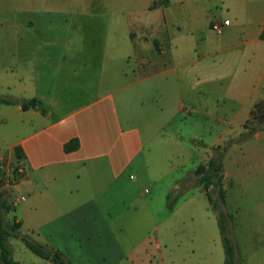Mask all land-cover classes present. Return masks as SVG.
Here are the masks:
<instances>
[{
	"label": "crops",
	"instance_id": "crops-1",
	"mask_svg": "<svg viewBox=\"0 0 264 264\" xmlns=\"http://www.w3.org/2000/svg\"><path fill=\"white\" fill-rule=\"evenodd\" d=\"M154 1L0 0V95L17 100L0 103V159L13 160L12 173L24 167L12 186L24 184L28 207L39 216L28 229L72 264L149 261L153 243L145 237L130 241L128 225L122 217L114 220L107 200L117 193L114 182L121 195L133 191L129 180L136 178L135 160L144 155V135L150 133L149 117L132 121L130 106L139 104L141 111L157 100L170 104L173 117L187 112L218 123L226 99L249 103L246 118L264 101V0H166L151 6ZM214 19L222 20L220 32L211 27ZM31 97L45 111L23 108L21 101ZM218 125L210 140L201 141L206 155L199 163L207 164L225 134L224 124ZM71 140L76 146L66 149ZM237 181L223 162L222 175L211 183L218 191L224 187L227 209V191ZM196 183L202 187L199 176ZM20 199L27 197L17 196L15 206ZM210 207L194 192L169 207L171 215L180 214L181 227L199 231L186 241L188 250L173 251L169 264H224V247L222 262L219 252L217 259L206 253L201 237L218 225ZM14 259L56 264L39 255Z\"/></svg>",
	"mask_w": 264,
	"mask_h": 264
},
{
	"label": "rangeland",
	"instance_id": "rangeland-1",
	"mask_svg": "<svg viewBox=\"0 0 264 264\" xmlns=\"http://www.w3.org/2000/svg\"><path fill=\"white\" fill-rule=\"evenodd\" d=\"M138 105L130 106L128 114L133 116L132 121L135 122H144V116L147 115L150 133L144 135V155L135 160L138 173L133 174L136 178L129 180L134 184L133 191L121 195L119 188L117 189L120 183L114 182L112 191L116 190L117 193L108 194L107 200L112 203L110 209L113 210L114 220L122 217L123 223L128 225L130 241L133 237L134 241L145 237L147 242L153 243L149 244L150 255L146 264H169L167 261L173 251L179 249L184 252L186 248L188 250L189 247H185L186 241H190L191 237L192 240L198 238L199 231L191 232L184 227L185 225L180 226L179 213L170 214L167 195L174 198L176 195L180 197L186 192H194L203 202H208L202 187L196 183L198 175L192 174L191 170L206 155L201 141L210 140L213 127H217L218 124L220 126L221 123L224 124L225 134L219 137V144L215 146L213 156L220 154L222 163L225 162V166L238 181L227 191L229 210L218 198L217 184L211 185V194L220 209L231 213V217L225 219L226 233L236 246L239 263L264 264V122L258 124L261 128H257L249 136L245 135L248 131L244 123L247 120L246 109L249 103L242 105L226 99L223 122L219 120L218 123L216 120L187 112H184L181 118L173 117L171 111H168L170 104L158 103L157 100L147 101L144 104L145 109L141 111ZM119 109L121 111L120 106ZM14 164L12 159L3 157L0 192L7 197L11 208L9 210L3 208L2 217L8 222L7 241L12 257L27 258L37 255L21 237L11 234V226L14 225L15 230L30 240L41 242L37 234L26 225L28 222L39 223L37 220L39 216L35 218L28 207L30 200L24 184L12 186L18 180L17 174L12 173ZM21 194L27 199H20L15 206L16 197H20ZM118 209L125 212L117 215ZM209 212L213 216L215 210L210 207ZM16 216L22 220L21 226ZM213 226L214 231L209 226L203 230L201 237L207 242L206 253L217 259L219 252V259L223 262L219 226L217 224ZM156 240H159V246ZM195 249L197 251L198 248ZM0 264H3L1 260ZM98 264L110 263L104 261Z\"/></svg>",
	"mask_w": 264,
	"mask_h": 264
},
{
	"label": "trees",
	"instance_id": "trees-1",
	"mask_svg": "<svg viewBox=\"0 0 264 264\" xmlns=\"http://www.w3.org/2000/svg\"><path fill=\"white\" fill-rule=\"evenodd\" d=\"M166 0H155L151 6H155L161 3H165ZM264 36V31L262 33ZM17 100L12 97L0 95V103H14ZM21 105L23 108L28 107H36L39 108L41 111H45V108L42 106L40 100L35 97L31 98H24L21 101ZM264 122V101L259 100L257 101L253 108L250 111V115L244 123V126L248 128L246 136H249L257 128H261L258 124ZM76 146L75 140H71L66 143V149ZM16 155L19 156L21 153L20 147L15 146ZM1 159H0V170H1ZM195 172L199 176V182L202 184L203 189L205 190L208 199L211 203L212 208L216 210L218 225L221 233V240L224 247V264H240L238 261V256L236 253V246L232 242L231 238L226 233V225L225 219L226 217H231V213L228 211H224L218 207V203L215 201L214 197L211 194L210 185L212 181L218 177H220L223 173V163L221 161L220 154L212 156L207 164L199 163L196 168ZM177 195L174 198L168 194V207H171L173 202L177 199ZM218 198L222 203H225L226 198V191L224 187L221 185L218 191ZM5 208L9 210L11 205L8 202L6 196H4L3 192H0V260L3 264H20L18 260L14 259L11 255V248L7 241V235L9 229L6 227L8 222L4 220L2 217V209ZM12 235L16 237H21V239L25 242V244L37 255L47 258L56 264H72L69 260H67L63 253L52 247L47 246L42 242L32 241L27 238L24 234H20L18 230H15V226H11Z\"/></svg>",
	"mask_w": 264,
	"mask_h": 264
},
{
	"label": "built area",
	"instance_id": "built-area-1",
	"mask_svg": "<svg viewBox=\"0 0 264 264\" xmlns=\"http://www.w3.org/2000/svg\"><path fill=\"white\" fill-rule=\"evenodd\" d=\"M222 20H220V19H214L213 21H212V24H211V27L215 30V31H217V32H220L221 31V29H222ZM15 172H16V178L17 179H20V178H22L23 177V175H24V167L21 165V164H19V165H17L16 166V169H15ZM16 179V180H17Z\"/></svg>",
	"mask_w": 264,
	"mask_h": 264
}]
</instances>
